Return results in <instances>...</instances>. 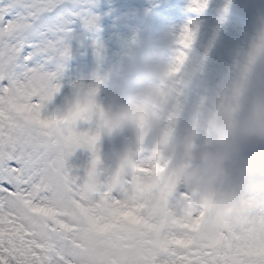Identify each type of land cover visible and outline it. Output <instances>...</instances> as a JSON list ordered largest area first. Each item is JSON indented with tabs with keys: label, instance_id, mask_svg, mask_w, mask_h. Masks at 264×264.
Returning <instances> with one entry per match:
<instances>
[{
	"label": "clouds",
	"instance_id": "clouds-1",
	"mask_svg": "<svg viewBox=\"0 0 264 264\" xmlns=\"http://www.w3.org/2000/svg\"><path fill=\"white\" fill-rule=\"evenodd\" d=\"M173 40L171 26L133 40L98 86L93 78L73 93L60 126H75V108L98 129L100 183L118 218L163 205L169 241L230 233L264 248V28L217 85L195 94L204 70L195 41L172 57ZM105 140L118 144L111 154Z\"/></svg>",
	"mask_w": 264,
	"mask_h": 264
},
{
	"label": "snow or ice",
	"instance_id": "snow-or-ice-1",
	"mask_svg": "<svg viewBox=\"0 0 264 264\" xmlns=\"http://www.w3.org/2000/svg\"><path fill=\"white\" fill-rule=\"evenodd\" d=\"M94 4L0 2V264H264V248L230 233L167 240L163 205L118 218L115 197L100 183L98 129L80 122L75 108L68 130L60 126L65 111L48 112L61 90L63 61L72 54L71 26L79 19L97 27ZM195 39L196 32L185 29L177 43L187 49ZM94 48L99 56L102 45L94 42ZM37 54L55 61V71L33 66ZM185 59L179 51L180 63ZM95 79L98 86L101 77ZM81 151L88 153L82 165L76 163ZM85 180L92 185L88 195L78 189ZM173 242L180 247H170Z\"/></svg>",
	"mask_w": 264,
	"mask_h": 264
},
{
	"label": "rangeland",
	"instance_id": "rangeland-1",
	"mask_svg": "<svg viewBox=\"0 0 264 264\" xmlns=\"http://www.w3.org/2000/svg\"><path fill=\"white\" fill-rule=\"evenodd\" d=\"M99 1L95 0L94 6L90 9L91 14L94 16L103 13L99 8L96 10ZM241 1L191 0L186 3V7L198 8L200 4L206 2L207 6L201 8L205 9V11L216 6L234 11V9L241 6ZM0 2L7 3L8 0H0ZM259 2L264 9V0H259ZM117 3H119L120 10L118 12H110V14L107 13L106 15L109 19L112 16H118L112 24L108 23V35H103L97 39L90 38L89 28H86L79 19L71 26L72 32L69 44L72 54L66 61H63L65 70L60 80L61 90L54 97L53 102L48 105L49 113L59 115L66 111L74 93L72 86L76 82L83 81L87 83V78L91 80L97 75H104L110 68L118 64L121 57L129 50L133 40L143 38L152 18V9L149 7L151 1L121 0ZM243 4L248 5L247 2ZM247 25V22L239 21L237 18L234 19L233 23L226 25V27H214L207 33L204 31L196 33L194 44L199 47L204 59V70L195 87L196 92L217 85L228 74L234 63L245 53L246 45L252 42L257 35V30H259L257 24H252L251 30L246 29L248 28ZM94 42H99L102 45L99 56L96 54ZM41 55L43 59L45 55ZM47 63L51 65L48 66L39 61L33 66L43 65L46 70L55 71L56 62L53 61L52 63L48 60ZM83 127H86V125ZM117 146L116 142H111L106 154H111ZM87 160L88 153L83 151L77 153V164L82 165Z\"/></svg>",
	"mask_w": 264,
	"mask_h": 264
},
{
	"label": "bare ground",
	"instance_id": "bare-ground-1",
	"mask_svg": "<svg viewBox=\"0 0 264 264\" xmlns=\"http://www.w3.org/2000/svg\"><path fill=\"white\" fill-rule=\"evenodd\" d=\"M153 1H160V0H153ZM175 1H177V4L180 5L179 3L181 1L186 2L187 0H175ZM210 1H213V0H210ZM160 4L165 5V3H160ZM173 7L176 8L177 6L174 5ZM163 9H164L163 7L162 9H159L158 10L159 13H156L155 16L157 19L163 20V22L167 26H165L162 30L157 31L154 25L152 24L150 31L148 32L147 36L145 35V38L155 37L165 28H167L168 26H171L174 30V35H175V40L172 41L170 50H169V55L172 57L175 56L176 50L180 48V45L177 43L178 34H181L185 29L194 30L196 33H199L201 31H204L207 33L214 27H225L227 24H230L233 21L230 19L231 17H233L234 19L237 18V16L235 15L221 17V16H212L211 14H204L201 18L200 17L199 18L187 17V15L181 16V14L178 16L173 15V16L167 17L169 16L168 15L169 13L168 14L166 13V15H164V12L165 11L168 12L170 11V9H167L164 12H161L160 10H163ZM164 17H167V18H164ZM194 47L195 45H193V48ZM193 55L198 62H203V59H201V57L199 56L195 48H194Z\"/></svg>",
	"mask_w": 264,
	"mask_h": 264
}]
</instances>
